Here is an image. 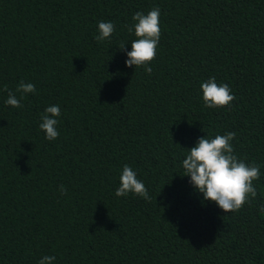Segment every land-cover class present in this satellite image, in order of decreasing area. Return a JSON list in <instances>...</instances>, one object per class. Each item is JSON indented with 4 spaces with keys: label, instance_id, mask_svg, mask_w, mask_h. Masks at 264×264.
<instances>
[{
    "label": "trees",
    "instance_id": "16d2710c",
    "mask_svg": "<svg viewBox=\"0 0 264 264\" xmlns=\"http://www.w3.org/2000/svg\"><path fill=\"white\" fill-rule=\"evenodd\" d=\"M154 7L149 75L125 63L126 25ZM100 21L114 24L110 40L95 39ZM211 77L229 85V105L204 104ZM21 81L36 92L21 99ZM8 91L22 107L6 105ZM52 105L48 141L39 124ZM228 132L260 178L257 196L225 213L182 161ZM126 164L150 200L115 195ZM262 206L264 0H0V264H264Z\"/></svg>",
    "mask_w": 264,
    "mask_h": 264
},
{
    "label": "clouds",
    "instance_id": "9594fccd",
    "mask_svg": "<svg viewBox=\"0 0 264 264\" xmlns=\"http://www.w3.org/2000/svg\"><path fill=\"white\" fill-rule=\"evenodd\" d=\"M134 22L131 27H127L130 34L134 33L135 39L131 41V51L127 52L128 67H144L149 75L152 68L148 65L156 57V49L160 41V9L154 7L147 14L136 12L132 16ZM115 32L112 22H98L97 41L110 40ZM125 45L119 48L124 50ZM202 98L204 104L209 108H220L229 105L234 99L228 84H217L215 77L209 78L201 84ZM7 91V87H5ZM16 92L21 93V99L28 93H35L36 86L33 83L21 81L16 88ZM6 105L14 108L22 107L20 99L15 93L8 91ZM59 105H52L45 108L41 116L40 130L45 133V139L54 141L59 136L57 125L60 116ZM234 132L224 135H216L215 138L201 137L191 149H188L186 158L182 161L184 176L190 177L189 183L194 189L201 193L204 201L215 202V204L225 213L236 212L245 203H250V198L257 196V190L253 184L260 178V166L252 163L247 164L234 154L232 141ZM120 186L116 189L117 197H126L129 193L140 196L145 200H150L148 190L144 183L137 178V174L127 164L123 166L120 174ZM62 195L67 190L64 185H60ZM264 211V206L261 207ZM55 256L45 255L38 264H53Z\"/></svg>",
    "mask_w": 264,
    "mask_h": 264
}]
</instances>
